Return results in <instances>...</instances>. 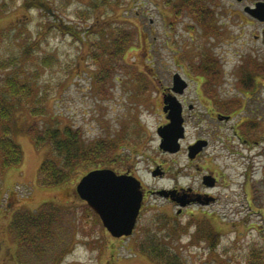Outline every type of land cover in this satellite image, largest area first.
I'll list each match as a JSON object with an SVG mask.
<instances>
[{"label":"rangeland","instance_id":"rangeland-1","mask_svg":"<svg viewBox=\"0 0 264 264\" xmlns=\"http://www.w3.org/2000/svg\"><path fill=\"white\" fill-rule=\"evenodd\" d=\"M24 1L0 0V61L15 62L0 67V87L17 70L22 81L30 79L34 88L27 98H9L14 107L9 121L12 137L24 158L19 165L1 169L0 156V264H248L263 260L264 105L254 98L245 101L240 91L244 79L250 82L255 62L264 63L263 41L255 39L264 24L241 10L258 0H211L217 10L214 23L226 37L210 42L200 39L203 29L187 9L174 18L171 4L180 0H43L44 7L39 5L43 8L24 6ZM118 27L136 28L137 38L125 59L113 62L107 78L100 65L107 63ZM200 44L223 59L226 73L218 82L220 100L231 97L241 102L236 104L235 119L222 123L207 151L192 161L188 143L210 121L199 127L193 121L187 125L177 153L159 147L157 130L166 124L163 88L180 69L185 51L194 61L199 59ZM121 62L129 67H119ZM261 91L255 94L264 98ZM36 108L42 111L33 115ZM30 125L41 134L51 126L72 127L88 144L99 140L115 144L106 166L117 173L131 167L128 170L154 191L192 187L218 199L204 206L193 204L181 213L173 201L148 195L134 233L117 238L76 192V184L92 166L80 168L75 178L63 184L39 183L43 161L61 159L51 144H36L28 132ZM153 170L161 172L153 176ZM204 182L217 183L208 188ZM46 202L63 207L66 215L53 241L60 248L55 253L49 249L41 257L32 249L39 242L26 249L17 240L12 221L19 210L37 211ZM160 243L164 249L152 253ZM151 244L158 247L150 249Z\"/></svg>","mask_w":264,"mask_h":264},{"label":"trees","instance_id":"trees-1","mask_svg":"<svg viewBox=\"0 0 264 264\" xmlns=\"http://www.w3.org/2000/svg\"><path fill=\"white\" fill-rule=\"evenodd\" d=\"M211 0H180L179 4H171L174 18H178V15L184 8L188 10V14L200 24H204L210 27L211 23L216 18L215 8ZM43 0L37 2V0H25L24 6L33 4L38 8H43ZM39 5L43 6L40 7ZM179 8V10H178ZM54 16L56 11L52 8L50 10ZM2 11L0 10V17ZM137 38L136 28H119L116 35L112 38L111 49L107 52V63L100 65L101 71L106 73L103 76L107 77L112 72L113 62L125 59V55L131 50L135 40ZM99 44V43H97ZM93 55L98 59L97 52L94 51ZM48 62H46L47 64ZM14 61H0L1 68H7L14 65ZM119 67H129L127 63H118ZM13 70V69H12ZM22 75L17 70H13L8 77L4 80L3 86L0 87V156L2 158L1 169L12 165H19L24 158L23 149L19 143H17L12 137V128L9 121L14 115V107L9 103V98H27L32 95L34 88L32 82L27 79L22 81ZM221 78V76H216ZM103 78V77H102ZM212 78V77H211ZM219 78V79H220ZM104 79V78H103ZM241 87H247L245 81L241 82ZM241 101H237L239 104ZM42 111V110H41ZM41 111L36 108L32 110L33 115L40 114ZM38 112V113H37ZM253 127L255 125L252 123ZM29 134L35 139L38 146L44 144H51L57 156L61 160H55L54 158H48L43 161L39 169V183L44 185H59L68 182L72 178L76 177V173L80 171L82 167H90L89 170L97 167L106 166L105 160L110 155V152L114 150V145H110L107 140H99L94 144H88L83 140L81 132L72 127H65L64 129L51 126L46 128L43 134L39 133L34 126H29ZM88 170V171H89ZM1 187V186H0ZM1 189V188H0ZM66 210L63 207L57 206L52 202H46L40 206L39 210L31 211L28 209L19 210L14 220L12 221V229L16 233V237L25 247L34 243H46V245H39L38 248H32L34 252L43 256V253L48 250L56 252V249L60 248L59 242L54 245L53 241L55 232L60 233L59 229L63 228V222L65 219ZM154 246H150V249ZM160 248H154L152 253H156L159 250L164 249L163 244L160 243ZM31 250V249H29ZM162 256L161 254H159ZM248 264H264V259H258L255 263L250 261Z\"/></svg>","mask_w":264,"mask_h":264},{"label":"flooded vegetation","instance_id":"flooded-vegetation-1","mask_svg":"<svg viewBox=\"0 0 264 264\" xmlns=\"http://www.w3.org/2000/svg\"><path fill=\"white\" fill-rule=\"evenodd\" d=\"M247 6L248 5H245L244 8L241 9L243 13L264 24V21L259 20L249 11L246 10ZM213 7L215 8L216 6L213 5ZM215 12L217 14L216 8ZM215 20L210 24V27L204 24L197 23L195 21L197 23L196 25H199L203 29L202 31H200L201 40H205L207 38V40L210 42L212 40L217 41L220 38L224 39L226 37V35L222 33L223 30L214 23ZM190 34L195 39L194 35L192 33ZM255 39H262L264 44V28L261 34L256 33ZM184 48L186 49V47ZM196 51L200 52L199 59L197 61L193 60V57L189 54V50L185 51L186 55L185 58L183 56V60L181 61V63L183 62L184 64H186V67H182L180 63V69H177L178 71L173 73L172 81L168 83L162 91V107L165 116L164 123H168L170 121L172 108L175 105H178V102L181 104L182 107V117L184 119L183 124L186 128L187 125H189L192 121L197 123L198 127L202 125V123H204L205 121L211 122L209 126H206L204 129H202L200 133H198L199 135H197L196 138L193 139V141H190L188 143L187 148L190 145L195 144L199 140L206 141V145L194 158H191L188 152V157L192 161L199 159L201 155H203V153L207 151L212 141L214 133L221 127V124H229L235 119V116L237 115L236 99H231V97H227L224 98L223 101H221V95L220 93H218V86L220 84L218 82H220V77H218L217 79L215 77L221 76L223 73H226L224 70L223 59L221 60L219 56H216L214 54L212 49L208 48L203 44H200V47L197 48ZM249 77V79H251L250 82L244 79L247 83V87L240 88L242 96L244 95L245 97L244 100L250 101L254 98L255 100L259 101L260 104H262L263 102L264 105V98L262 94H255L256 92L259 93L261 90L264 89V63H260L258 61L255 62L254 68L249 73ZM184 84L185 87L182 88L181 85ZM200 106L205 107V109H200ZM260 114V116L263 115L262 113ZM248 118H246L245 120L247 121ZM130 168L131 167H129L128 169ZM128 169L127 172H133ZM216 180H219L218 177H216ZM205 185L207 184L205 183ZM214 186L207 185L208 188ZM154 190L155 189L149 188L144 185V199L148 195H153ZM171 190H176L174 191V199H172L171 196L166 199L173 201L176 206L180 207V199L191 200L190 203H187L186 205L179 208L181 210V213L193 204L204 206L216 202V200L218 199L216 195L206 193L204 191L194 189L192 187H188L185 189L183 187L175 186Z\"/></svg>","mask_w":264,"mask_h":264},{"label":"water","instance_id":"water-1","mask_svg":"<svg viewBox=\"0 0 264 264\" xmlns=\"http://www.w3.org/2000/svg\"><path fill=\"white\" fill-rule=\"evenodd\" d=\"M246 10L264 21V0L258 1L255 6H247ZM181 86L184 88L185 84ZM183 122L182 107L178 102V105L172 108L170 121L157 130L161 137L160 147L164 151L175 153L181 149L180 140L185 137ZM205 145V140H199L190 145L188 147L189 156L194 158ZM159 173V170L153 172L154 175ZM76 190L79 196L87 200L88 204L99 214L103 224L113 236H129L133 233L144 197L140 179L131 174H118L109 167L97 168L82 177ZM174 191L176 190L162 189L158 193L174 199ZM179 202L184 206L191 200L180 199Z\"/></svg>","mask_w":264,"mask_h":264}]
</instances>
